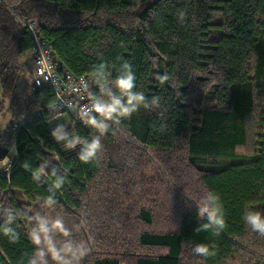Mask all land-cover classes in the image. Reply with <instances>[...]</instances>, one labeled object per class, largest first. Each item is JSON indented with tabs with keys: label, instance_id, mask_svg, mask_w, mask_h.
Masks as SVG:
<instances>
[{
	"label": "trees",
	"instance_id": "trees-1",
	"mask_svg": "<svg viewBox=\"0 0 264 264\" xmlns=\"http://www.w3.org/2000/svg\"><path fill=\"white\" fill-rule=\"evenodd\" d=\"M30 21L72 73L90 76L93 95L101 94L94 68L104 62L115 75L126 58L137 86L159 97L111 122L98 160L81 162L78 148L65 150L51 136L53 116L43 114L55 94L25 79ZM0 87V114L17 122L1 133L15 157L0 175V222L5 206L63 217L71 234L57 232V241L88 248L73 264H264V234L243 219L246 205L264 210V0H0ZM53 169L64 178L55 190ZM190 170L196 186L185 178ZM152 171L157 180L148 179ZM158 184L177 200L157 203ZM207 190L224 206L218 234L198 227L206 217L196 201ZM28 223L17 218L15 243L0 236V264H26L35 247ZM213 242L215 255L193 250Z\"/></svg>",
	"mask_w": 264,
	"mask_h": 264
},
{
	"label": "clouds",
	"instance_id": "clouds-1",
	"mask_svg": "<svg viewBox=\"0 0 264 264\" xmlns=\"http://www.w3.org/2000/svg\"><path fill=\"white\" fill-rule=\"evenodd\" d=\"M183 15V14H181ZM116 74L104 62L98 64L92 78L99 86L100 95H93L90 105L80 109L79 117L87 125L96 129L91 136L81 135L74 129H69L65 124H56L52 128L51 136L61 144L65 150L79 149L77 157L81 162L88 163L99 159L104 149L103 137L109 131L111 122L119 123L122 119L130 117L140 108L149 109L159 104V97L150 99L145 92L137 86V75L133 64L126 58H121L118 66H115ZM47 79V78H46ZM166 79V77H162ZM15 145L11 146V151ZM46 171L45 167L37 169L34 177H39ZM55 177L53 190L59 189L64 178L52 170ZM200 209L201 218L206 217L205 222L198 227L202 230L214 229L217 234L225 226V211L221 196L213 190H207L196 201ZM55 197L49 195L45 198V205L52 206ZM26 219L27 237L35 246L32 254L27 258L26 264H49V258L57 264H73V260L85 255L88 251L86 244L74 239H64L58 242L55 233H61L69 237L71 229L64 222L63 217L35 212L29 214L22 209L3 207V220L0 222V236L7 237L10 243H15L21 238L15 223L17 218ZM244 222L252 230L264 234V210L245 206L243 213ZM193 250L204 257L215 255L216 246L213 242L195 244Z\"/></svg>",
	"mask_w": 264,
	"mask_h": 264
},
{
	"label": "bare ground",
	"instance_id": "bare-ground-1",
	"mask_svg": "<svg viewBox=\"0 0 264 264\" xmlns=\"http://www.w3.org/2000/svg\"><path fill=\"white\" fill-rule=\"evenodd\" d=\"M28 29L34 41L36 37L33 36L32 30L29 27ZM55 60L59 63V72H60V75L58 78L59 84L70 82V87H68L67 93L64 95L61 93L60 89L53 90L55 94V102L52 107L45 110L43 116L52 117V116H56L58 114L64 113L68 115L69 117H71L73 121L84 123L79 117V112L82 107L81 108L78 107V104L83 102L85 105H90L92 101V96H93L92 80L88 74L76 75L72 73L56 56H55ZM61 95H62V100L59 101V96L61 97ZM36 115L38 117L42 116L41 112H38V111L36 112ZM16 128H17V122H12L10 125V129L15 130ZM3 141L5 142L4 138H3ZM12 145H15V144L12 143L11 146ZM10 153L11 151H8V150H5L3 153L2 159L4 158L7 159V162L4 168H0V175H9V172L14 163V161L11 160L12 158L10 157Z\"/></svg>",
	"mask_w": 264,
	"mask_h": 264
},
{
	"label": "built area",
	"instance_id": "built-area-1",
	"mask_svg": "<svg viewBox=\"0 0 264 264\" xmlns=\"http://www.w3.org/2000/svg\"><path fill=\"white\" fill-rule=\"evenodd\" d=\"M26 24L32 30L33 36L36 37L30 49L33 56L32 81L34 85L36 87H49L52 90L60 89L63 95L66 94L70 82L59 84V63L55 60L54 53L37 31L36 24L33 21L26 22ZM61 100L62 95L59 96V101ZM83 106H85L83 102L78 104L80 108Z\"/></svg>",
	"mask_w": 264,
	"mask_h": 264
},
{
	"label": "rangeland",
	"instance_id": "rangeland-1",
	"mask_svg": "<svg viewBox=\"0 0 264 264\" xmlns=\"http://www.w3.org/2000/svg\"><path fill=\"white\" fill-rule=\"evenodd\" d=\"M33 56L30 54V56H29V60L27 61V65L25 64V67L27 68V70H28V72H25V74H27V75H25V79H27V81H31L32 80V67H33ZM23 81H21V83H22ZM0 95H1V87H0ZM53 119H56V120H54V121H52V126L53 127H55L56 126V124H65V122H64V120L63 119H58L57 117H54ZM64 119L65 120H67V123H68V119H66V117H64ZM14 122V121H13ZM67 125V124H66ZM6 126H8L7 125V117H5L3 114H0V129H5L6 128ZM6 140V139H5ZM12 142V141H11ZM11 142L9 143L7 140L4 142V144L7 146V147H9L10 148V144H11ZM14 153H15V150H12L11 151V153H10V157H12L13 155H14ZM154 165L156 166V168H158L159 169V171L160 172H158L159 173V176H160V174L163 176V177H165V178H167L166 177V175L164 174V171L161 169V167H160V165L156 162V160L154 159ZM189 172V173H188ZM188 172H185L187 175H188V177H186L185 176V178H186V180L188 181V184L190 183V185L191 186H196L197 185V183H196V181H195V177H194V175H192V171L190 170V171H188ZM149 176H150V178H148V179H153V178H155L154 180H157V178H156V174H154V171H152V173L151 174H149ZM162 176H160V179H162ZM139 181V180H138ZM160 181V180H159ZM138 184L141 186V187H143V184H140L139 182H138ZM158 187H159V191H160V193H159V199L157 200V203H161L162 201H163V198L162 197H167L166 199H165V201H166V203L167 204H169V203H174L176 200H177V197L175 196V195H173L174 197L171 199V195L169 194L168 195V193H167V188L164 186V185H161V184H158ZM184 197L186 198V196L184 195ZM91 197H88L87 199L89 200ZM162 204H163V202H162ZM161 204V205H162ZM183 204H184V201H183ZM159 212V211H158ZM164 214H166L167 216H170V207L167 205L166 206V208H165V211H164ZM95 223V222H94ZM135 227V225L133 226V228ZM151 228H154V229H162V227L159 225V223L157 222V221H154V225L151 227ZM136 230L138 229V228H135ZM147 229V228H146ZM139 230V229H138ZM132 231H133V229H132Z\"/></svg>",
	"mask_w": 264,
	"mask_h": 264
},
{
	"label": "crops",
	"instance_id": "crops-1",
	"mask_svg": "<svg viewBox=\"0 0 264 264\" xmlns=\"http://www.w3.org/2000/svg\"><path fill=\"white\" fill-rule=\"evenodd\" d=\"M30 51L27 53V54H25V55H23L22 56V60L26 63V65L28 64L27 63V61L29 60V56H30ZM5 117H7V125L8 126H6V128L8 127V128H10V125H11V119L9 118V116L7 115V114H3ZM54 117H57L58 119H63L64 120V122H65V125L69 128V129H72V126H71V117H69L68 115H66V114H64V113H61V114H58V115H56V116H53L50 120H48V125H49V127L52 129L53 128V126H52V121H54V120H56V119H53ZM64 117H66V119H68V123H67V120H65L64 119ZM3 131H4V129H0V137H4V136H2V134L1 133H3ZM5 140V139H4ZM6 141V140H5ZM12 144V143H11ZM11 144H10V148L9 147H7L4 143H3V148L1 147V144H0V159H1V161H0V168H4V166L6 165V162H7V159H2L3 158V153H4V151L5 150H8V151H11L10 149H11ZM4 150V151H3ZM14 150V149H13ZM14 157H15V153H14V155L11 157L12 159L11 160H14Z\"/></svg>",
	"mask_w": 264,
	"mask_h": 264
}]
</instances>
